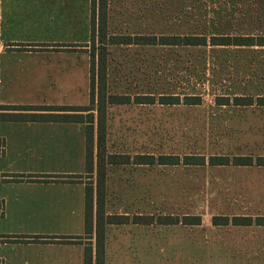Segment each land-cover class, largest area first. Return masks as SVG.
Segmentation results:
<instances>
[{
	"label": "rangeland",
	"instance_id": "obj_1",
	"mask_svg": "<svg viewBox=\"0 0 264 264\" xmlns=\"http://www.w3.org/2000/svg\"><path fill=\"white\" fill-rule=\"evenodd\" d=\"M108 31L109 35L117 36L264 37V0H108ZM89 34L90 20L83 19L80 7L71 31L52 30L46 23L44 29H29L21 37L26 43L36 40L76 46L89 41ZM19 35L15 38L19 39ZM107 51L110 94L128 95L131 99L135 96L155 98L154 104L131 102L108 107V154L131 158L146 154L155 158L159 155L204 156L205 164L210 157L218 155L253 159L264 156V108L231 104L234 97L250 96L255 100L264 96V47L117 45L108 46ZM82 75L81 72L78 83L72 82L79 85L76 89L62 92L7 89L5 84H0V106H87L89 92ZM160 96H178L180 100L199 96L201 103L197 106L160 105ZM225 100L229 105H218L226 103ZM5 125L0 123V133ZM8 127L7 130L12 129L13 138L21 135L25 144L9 145L11 155L0 159V176L10 173L8 171L55 174L65 169L56 168L57 164L72 163L71 157L63 161L62 155L53 157L56 162L48 160L43 151L45 145L32 142L29 126H25V134L17 124ZM216 169L206 165H108L106 203L113 215H134V211L145 217L221 214L226 211L223 198L230 194L217 187ZM93 174L90 181L85 180L90 178L87 175L80 178L95 186V170ZM132 203L142 204L141 209L131 208ZM10 207L15 210L18 205L10 200ZM74 229L73 225L46 228L17 219H0V256L24 249L10 242L14 237L44 235L48 231L65 234ZM3 238L9 242H3Z\"/></svg>",
	"mask_w": 264,
	"mask_h": 264
},
{
	"label": "crops",
	"instance_id": "obj_2",
	"mask_svg": "<svg viewBox=\"0 0 264 264\" xmlns=\"http://www.w3.org/2000/svg\"><path fill=\"white\" fill-rule=\"evenodd\" d=\"M80 7L83 19L90 20V0H0V84H5L7 89L62 92L76 89L82 72L88 93L90 56L84 45L89 41L75 46L36 40L26 43L21 37L29 29H44L46 23L52 30L71 31ZM17 34L19 39L15 38ZM39 109L0 111V123L6 124V131L0 133V159L11 155L10 144H25L23 136L15 139L12 129L7 130L8 126L17 124L22 134L26 133L25 126L32 129V142L45 145L43 151L48 160L56 162L53 157L62 155L63 161L71 157L72 163L54 164L56 168H65L55 174L36 175L25 171L1 174L0 219H17L46 228L73 225L75 229L65 234L48 231L46 235L9 239L26 250L1 255L0 264H85L86 249L91 264H95V203L92 233H84V181L94 177L92 174L85 180L80 178L86 175L84 125L28 120L31 114L44 113ZM13 115L17 119H12ZM205 165L217 168V187L230 194L223 198L225 212L206 217L189 214L145 217L135 211L134 215H113L105 199L104 216L109 219L103 226L104 264H264V165ZM68 176L78 178L70 180ZM10 200L18 205L15 210L11 209ZM141 206L130 204L133 209ZM191 217H199V222H192ZM63 237L71 239H60Z\"/></svg>",
	"mask_w": 264,
	"mask_h": 264
},
{
	"label": "trees",
	"instance_id": "obj_3",
	"mask_svg": "<svg viewBox=\"0 0 264 264\" xmlns=\"http://www.w3.org/2000/svg\"><path fill=\"white\" fill-rule=\"evenodd\" d=\"M108 0H90V36L89 42L84 47L89 49L90 70H89V104L83 107H44L39 110L43 114H31L30 121H44L55 123H77L84 125L85 132V174L90 177L95 170L96 183L93 186L88 182L85 186L84 197V233L91 235L93 226V205H96V260L95 264H104L103 254V226L109 218L104 216L105 200V178L108 165H135L152 166H203L204 156H183L180 158L174 155H136L131 158L129 155L108 154L106 151V119L107 110L112 105H127L131 102L135 104H154L153 96H135L131 99L128 95L110 94L107 86V55L108 46L136 45V46H167V47H264V37L251 36H211L207 39L201 35H160V36H117L108 34ZM83 47V46H82ZM228 99V98H226ZM219 103L218 105H229ZM182 102V103H181ZM199 96H186L180 100L178 96H160V105H180L187 106L200 105ZM234 106L250 107L252 105L264 106V97H234L231 103ZM0 111H35L34 108H24L17 106H1ZM1 115V114H0ZM8 118L7 116H4ZM12 119H17L12 116ZM264 165V158H257L254 162L251 157H228L212 156L208 160V165H229L251 166ZM78 178L68 176L67 179ZM69 181V180H68ZM192 222L198 223L199 217H191ZM62 240L71 237L60 238ZM86 249L85 264H91V258Z\"/></svg>",
	"mask_w": 264,
	"mask_h": 264
}]
</instances>
